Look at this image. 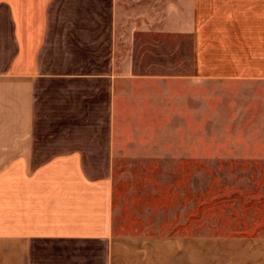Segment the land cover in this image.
<instances>
[{
	"label": "crops",
	"instance_id": "1",
	"mask_svg": "<svg viewBox=\"0 0 264 264\" xmlns=\"http://www.w3.org/2000/svg\"><path fill=\"white\" fill-rule=\"evenodd\" d=\"M0 264H264V0H0Z\"/></svg>",
	"mask_w": 264,
	"mask_h": 264
},
{
	"label": "rangeland",
	"instance_id": "2",
	"mask_svg": "<svg viewBox=\"0 0 264 264\" xmlns=\"http://www.w3.org/2000/svg\"><path fill=\"white\" fill-rule=\"evenodd\" d=\"M207 132H205V135ZM214 144L212 143H205L204 150L205 152H213L217 150L224 149V146L221 144H216V147H213ZM253 161V160H252ZM251 160H245L243 158H216V157H207L203 160V167L205 170L204 177V187H205V194H204V205H203V226L205 230H215L219 228V223L214 222L215 219L224 220L223 225L228 228V215L229 209L233 208V202H241L245 199L244 196V182L245 178L249 177L246 175V171L250 167H260L262 164L260 160L255 161L253 164ZM154 162V163H153ZM150 166H157V160H149ZM122 165V161H119L118 166ZM117 166V167H118ZM128 170V169H127ZM116 181L118 184L121 183H132L131 180L136 184L137 188L141 187L142 179L144 182L151 179L153 176H141L136 175L134 179H130V176L123 175L121 172L116 171L115 174ZM150 177V178H149ZM158 177V176H156ZM163 177V176H161ZM259 177V176H258ZM259 183V180H257ZM118 186V185H117ZM130 192V191H129ZM129 192H126L122 189V186L118 191H116V207H119V203L121 199H125V195ZM132 193V192H131ZM137 194V195H136ZM232 195V197L228 196ZM157 199L162 201L163 191L159 190L157 192ZM147 197V192L142 195V192L137 190V192H133V201L137 202L139 199H143ZM128 199L124 200V209L127 207L125 206L128 202ZM229 199V200H228ZM146 201V200H145ZM140 202V201H138ZM137 202V203H138ZM157 219H162L161 215H157ZM234 218V217H233ZM238 218V215L237 217ZM234 226V225H233ZM234 226V228H239Z\"/></svg>",
	"mask_w": 264,
	"mask_h": 264
}]
</instances>
